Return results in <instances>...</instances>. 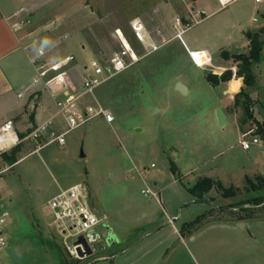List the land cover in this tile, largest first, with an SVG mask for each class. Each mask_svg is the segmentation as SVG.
Listing matches in <instances>:
<instances>
[{
    "label": "rangeland",
    "instance_id": "374dc122",
    "mask_svg": "<svg viewBox=\"0 0 264 264\" xmlns=\"http://www.w3.org/2000/svg\"><path fill=\"white\" fill-rule=\"evenodd\" d=\"M162 1L65 0L61 11L49 12L50 19L66 16L67 27L77 29L70 36L51 37L49 28L39 36L47 57L75 56L70 76L77 87L81 68L99 50L119 47L118 26L134 41L129 22L136 15L164 44L85 96L86 103L109 107L113 122L96 116L70 131L66 143L39 147L55 130L51 127L38 139L22 142L15 163L0 160L8 166L0 174V217L9 213L0 224L6 237L0 264H264V201L246 203L240 212L229 210L230 204L264 197V135L257 132L258 123L241 122L246 110L237 95L243 79L214 84L208 77L226 69L234 73L239 61L232 54L249 53L255 37L264 40V0H236L221 8L218 0H205L211 14L181 37L171 26L173 34H157L166 17L159 10ZM29 2L0 0L4 8ZM53 3L46 8L53 10ZM172 4L174 13H184L180 1ZM174 13L169 15L173 22ZM252 69L259 86L253 93L264 101V44ZM178 82L188 93L176 89ZM255 95L250 110L262 121L257 105L264 102ZM217 104L232 110L234 121L229 116L220 125ZM249 130L246 138L258 136L260 142L245 149L240 138ZM207 176L238 187L237 195L225 196L215 187L200 199L188 191L187 186ZM247 177L261 187L254 188ZM75 183L86 186L91 206L108 216L119 238L113 243L109 228L98 225L82 260L66 251L48 202L60 188ZM147 185L158 190L159 199L142 192ZM203 213L206 218L197 225L183 227ZM174 217L179 219L173 222Z\"/></svg>",
    "mask_w": 264,
    "mask_h": 264
},
{
    "label": "built area",
    "instance_id": "2783aa9c",
    "mask_svg": "<svg viewBox=\"0 0 264 264\" xmlns=\"http://www.w3.org/2000/svg\"><path fill=\"white\" fill-rule=\"evenodd\" d=\"M236 0H218L221 7L235 2ZM261 2L263 0H256ZM186 11L174 17L173 27L178 31L174 36L181 35L194 25L201 23L211 13L205 7L198 4V0H182ZM25 11L26 8L21 9ZM22 23H29L31 19L24 18ZM130 27L134 36V41L122 32H116L119 47L110 52L99 50L88 65L83 67L81 84L74 85L70 79V63L74 59L73 55H65L59 59L54 56L47 57V48L41 44L38 35L33 36L29 42V47L34 49L32 62L35 65L36 73L26 90H30L29 98L33 106L41 105V94L48 92L56 105L55 111L44 121H31L25 136L19 138L13 121H7L0 130V160L5 151H10L20 142L28 139H38L48 132L51 127H55L47 140L39 147L52 142L59 144L66 143V135L96 116H103L108 122L115 120L112 110L101 104L86 103L85 96L94 95L96 88L110 77L122 72L128 67L138 62L144 55L159 49L164 43L160 42L147 23L139 16L130 21ZM115 34V33H114ZM157 34L163 35V31L158 28ZM143 49L141 53L137 47ZM90 69V71H87ZM23 97V92L19 93ZM235 98V95H231ZM251 131L243 133L240 143L243 148L249 149L252 144L259 143V137L254 136L252 140L246 138ZM38 147V148H39ZM154 165V164H153ZM8 169L7 165L0 164V174ZM146 195L158 198V190L150 186L142 189ZM49 206L54 215V222L63 236L66 251L75 258L82 260L89 254L90 239L96 237V227L106 226L108 216L98 214L89 202V192L83 183H75L60 190L49 199ZM8 212L0 217V224L6 221ZM70 240H72L70 242ZM6 244V237L0 226V247Z\"/></svg>",
    "mask_w": 264,
    "mask_h": 264
},
{
    "label": "crops",
    "instance_id": "0c3cea01",
    "mask_svg": "<svg viewBox=\"0 0 264 264\" xmlns=\"http://www.w3.org/2000/svg\"><path fill=\"white\" fill-rule=\"evenodd\" d=\"M29 1L31 2L27 4H17L12 6L6 5V8H4L3 5L0 4V130L7 121H13L19 138H21V133L26 134V131L31 121L42 122L47 119L56 109V105L48 92H43L41 94V105L36 104L35 106H33V103L30 102V90H26V87L30 85L32 78L36 73V68L31 58L34 53V49L29 47V42L31 38L36 35L40 36V32L45 33L47 32V30H49V28L50 31L46 34L50 35L51 37H56L58 35H61L62 37L64 36V34L62 35V33L64 32L69 33L70 36L77 30L76 27V30L74 29V26L67 27L68 25L66 23V16L62 17V20H59L57 18V14L56 19L54 20L50 19V16H48L49 12L52 13L61 11L64 5L61 1L65 0ZM53 1L56 2L53 3L55 4L53 10H51L52 8L50 10L47 9L46 7H48L49 4ZM173 1H180L181 6H183V12L186 11L182 0H163L162 2H160L162 4V9L159 10L162 11V13H164L166 17L163 21V26H161L160 24L158 25L157 29L160 28L162 31L166 30L168 34H173L169 32L168 29L170 26L171 28H173V20L170 21L169 19V15L171 13H174V6L172 4ZM204 3L205 0H198V4L203 7H205ZM23 7L26 8L25 11L21 10ZM54 9L56 10L54 11ZM174 14L176 15L177 11ZM136 16L141 17L149 26V22H147L146 19L142 17V15ZM25 17H29L31 19L30 24L21 22L22 19H24ZM51 22L55 25H51ZM116 30L118 32H121L123 29L122 27L118 26ZM125 35L127 36V34ZM81 46L85 47V44H81ZM68 55L73 54L69 53ZM74 61L75 56L70 63V67L72 68ZM81 73H83V67L81 68L80 74ZM70 79L72 80L74 85H76L74 79L71 76ZM256 87L258 90L259 86ZM255 90H253V88L251 89V94L253 96L255 95L253 93ZM20 92H23V97L19 96ZM255 96L259 99V101L264 102L262 98L259 97V95ZM216 107L219 108L218 104ZM222 109L227 117L225 125L229 121V116L230 120L234 121V118L231 113L232 110L228 111L224 108ZM33 111L35 116L34 120H31L30 112ZM22 142H20V144ZM0 146L2 145L0 144ZM45 233H48L47 229H45Z\"/></svg>",
    "mask_w": 264,
    "mask_h": 264
},
{
    "label": "trees",
    "instance_id": "16d2710c",
    "mask_svg": "<svg viewBox=\"0 0 264 264\" xmlns=\"http://www.w3.org/2000/svg\"><path fill=\"white\" fill-rule=\"evenodd\" d=\"M264 33V28H263ZM264 40L260 37H255L251 40V50L249 53H234L232 54V57L234 60L239 61V64L237 65L236 71L233 73L231 69H226V71L222 75H216L214 73H211L208 75L209 79L214 83H218L220 81L228 80L233 77H242L244 81V87H242L239 95H237V99L242 102L243 107L246 110V117L241 121L242 123L246 122L247 120H251L254 123H258L259 129L257 130L258 133L264 135V119L262 121H259L253 114V112L250 110L252 107L254 101L251 97L250 88H253L257 85V78L256 75L253 72L252 65L255 61L259 60L261 57V52L263 48ZM227 57L229 55L227 54ZM34 111L30 112V119L34 120ZM21 137L25 136V133L20 134ZM21 150V144H17L14 146L11 151H5L2 154V159L5 162H9L10 164L15 163L18 161V152ZM179 179H181L179 177ZM247 180L254 188H260L262 184L257 185L250 177H247ZM261 183V180L259 181ZM264 186V185H262ZM217 188L219 190H223V194L225 196H235L238 192V187L230 186L226 187L221 180L215 179L212 177H204L202 179H199L196 181L193 185L187 186V189L190 193H192L194 196L202 199L206 196H208L209 192L213 188ZM264 201V197L261 195L253 196L245 201L240 202V204H233L231 207L238 208L237 210L229 209L231 212H240L243 209V205L246 203L250 204H260ZM207 213H203L202 215L198 216L195 220L187 222L183 225L184 228L186 226L193 227L198 224L203 218H206ZM239 220H241L239 218Z\"/></svg>",
    "mask_w": 264,
    "mask_h": 264
},
{
    "label": "water",
    "instance_id": "95a60500",
    "mask_svg": "<svg viewBox=\"0 0 264 264\" xmlns=\"http://www.w3.org/2000/svg\"><path fill=\"white\" fill-rule=\"evenodd\" d=\"M176 89H178L181 93H184V94L188 93V87L184 83H182V82H178L177 83ZM257 109H258L259 113L261 114L262 118L264 119V105H262V104L259 103L257 105ZM217 117H218L219 124L222 125V126L225 125V123L227 121V117H226V114L223 111V109L220 108V107L217 108ZM82 155H85L83 151H82ZM221 209H224V208H221ZM227 209H229V207H227ZM230 209L237 210L238 208L232 207ZM178 219H179V217H174L172 219V221L175 222ZM106 227L109 228L108 239L111 240L113 243L118 242L119 241V238L116 236L115 233H113L111 231V227L108 226V224L106 225Z\"/></svg>",
    "mask_w": 264,
    "mask_h": 264
},
{
    "label": "clouds",
    "instance_id": "9594fccd",
    "mask_svg": "<svg viewBox=\"0 0 264 264\" xmlns=\"http://www.w3.org/2000/svg\"><path fill=\"white\" fill-rule=\"evenodd\" d=\"M221 2L223 3V2H224V0H221Z\"/></svg>",
    "mask_w": 264,
    "mask_h": 264
}]
</instances>
